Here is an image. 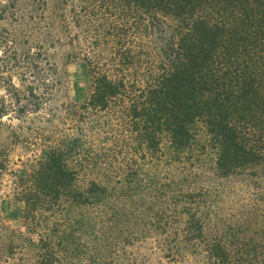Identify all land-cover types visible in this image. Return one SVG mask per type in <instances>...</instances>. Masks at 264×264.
<instances>
[{"label":"trees","instance_id":"1","mask_svg":"<svg viewBox=\"0 0 264 264\" xmlns=\"http://www.w3.org/2000/svg\"><path fill=\"white\" fill-rule=\"evenodd\" d=\"M0 89V264H264V0H0Z\"/></svg>","mask_w":264,"mask_h":264},{"label":"rangeland","instance_id":"2","mask_svg":"<svg viewBox=\"0 0 264 264\" xmlns=\"http://www.w3.org/2000/svg\"><path fill=\"white\" fill-rule=\"evenodd\" d=\"M63 53H69L70 62L67 63L65 89L60 98L54 104L59 102L82 103L90 93V78L87 73L85 63L78 57L77 52L72 47H63ZM13 82L17 85L18 78L12 77ZM30 80V77H27ZM5 97V101L11 108V97L6 95L3 89H0V96ZM24 103V102H23ZM12 109V108H11ZM10 111V110H9ZM15 114L11 113L10 118L4 117L3 121L12 126L18 124L14 118ZM29 118L33 115L28 114ZM13 117V118H12ZM46 158V153L41 146L28 147L22 142H14L9 149V160L11 162L9 169L19 175H28L30 170L36 167L37 161ZM8 177L3 178V187L0 193V222L13 229L21 228V204L12 200V195L8 189Z\"/></svg>","mask_w":264,"mask_h":264}]
</instances>
